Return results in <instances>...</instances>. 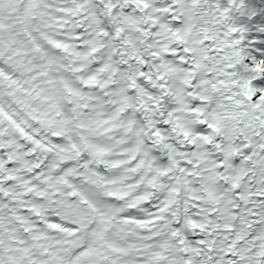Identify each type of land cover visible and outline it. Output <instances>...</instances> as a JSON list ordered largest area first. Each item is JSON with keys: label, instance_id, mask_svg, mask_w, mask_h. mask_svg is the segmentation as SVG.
Listing matches in <instances>:
<instances>
[{"label": "snow or ice", "instance_id": "obj_1", "mask_svg": "<svg viewBox=\"0 0 264 264\" xmlns=\"http://www.w3.org/2000/svg\"><path fill=\"white\" fill-rule=\"evenodd\" d=\"M241 6L0 0V264H264Z\"/></svg>", "mask_w": 264, "mask_h": 264}, {"label": "bare ground", "instance_id": "obj_2", "mask_svg": "<svg viewBox=\"0 0 264 264\" xmlns=\"http://www.w3.org/2000/svg\"><path fill=\"white\" fill-rule=\"evenodd\" d=\"M258 1L259 0H251L250 3L253 6L254 3H257ZM215 3L218 4L220 8H225L229 6V4H221V3H224V0H215ZM251 8L250 10H248V7H241L239 9L233 7L232 9L234 11L229 13V18H230L229 23L246 29V31L243 33L244 40L249 35V33L252 32V30L255 27L254 26L255 25L254 14L256 12H254V10L252 11ZM236 35H239V33H237ZM237 69L241 72L242 75L244 76L249 75L248 72L245 71L240 65H237Z\"/></svg>", "mask_w": 264, "mask_h": 264}, {"label": "rangeland", "instance_id": "obj_3", "mask_svg": "<svg viewBox=\"0 0 264 264\" xmlns=\"http://www.w3.org/2000/svg\"><path fill=\"white\" fill-rule=\"evenodd\" d=\"M256 82V80L253 81V83Z\"/></svg>", "mask_w": 264, "mask_h": 264}]
</instances>
